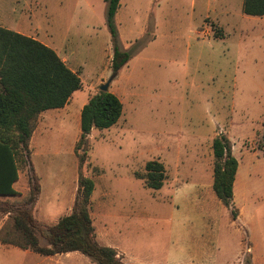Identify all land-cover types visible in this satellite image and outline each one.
Returning <instances> with one entry per match:
<instances>
[{"label":"rangeland","instance_id":"374dc122","mask_svg":"<svg viewBox=\"0 0 264 264\" xmlns=\"http://www.w3.org/2000/svg\"><path fill=\"white\" fill-rule=\"evenodd\" d=\"M212 1L216 11L206 13L205 0H121L115 17L119 47L132 56L110 88L123 116L88 137L82 172L95 179L98 195L113 193L116 208L125 209L114 218L106 197L92 213L101 243L126 264H264V17L240 10L242 18H226L224 0ZM0 15L12 26L30 16L29 30L80 75L73 102H87L112 76L105 0H0ZM205 25L210 37L199 34ZM72 123L57 122L48 151L35 160L50 193L67 187L77 168L80 129ZM220 134L239 162L235 220L212 187V144ZM149 161L165 167L160 190L139 178ZM21 171L20 183L36 176L28 166ZM26 195L0 197V227L11 224L1 211L22 208ZM36 201L28 206L35 219ZM14 256L0 264H18Z\"/></svg>","mask_w":264,"mask_h":264},{"label":"trees","instance_id":"16d2710c","mask_svg":"<svg viewBox=\"0 0 264 264\" xmlns=\"http://www.w3.org/2000/svg\"><path fill=\"white\" fill-rule=\"evenodd\" d=\"M106 25L111 37L113 57L112 76L131 60V53L119 47L115 17L121 0H105ZM243 13L251 17H264V0H244ZM142 45L138 44L137 48ZM82 89L78 73L50 47L31 37L0 27V197L22 196L13 185L18 172L30 164L29 144L39 116L48 110L63 108L72 95ZM124 105L119 97L108 92H97L81 111V136L76 144L78 158V188L71 214L45 230L36 221L32 210L40 193L36 176L29 180V191L22 208L3 210L11 224L0 229V243L21 250H29L41 256H54L79 252L94 264H126L115 248L102 245L97 238L90 214V200L95 188L93 178L84 175L82 168L88 157V137L92 130H106L115 126L123 115ZM213 191L221 203L230 209L231 217L238 216L234 207V186L239 162L233 154L229 138L218 135L212 144ZM264 156V133L259 145ZM145 176L139 177L152 190H160L166 180L164 165L149 161ZM39 236L47 242L41 246ZM250 264V263H247Z\"/></svg>","mask_w":264,"mask_h":264},{"label":"crops","instance_id":"0c3cea01","mask_svg":"<svg viewBox=\"0 0 264 264\" xmlns=\"http://www.w3.org/2000/svg\"><path fill=\"white\" fill-rule=\"evenodd\" d=\"M243 1L244 0H224V6H223L222 10L224 12L225 17L230 18V17H233L235 14L237 18H242L243 15L239 14V13H240V10H242V12H243ZM205 4L208 6V8L206 9L207 11L205 10L206 13H211V12L216 11L215 9H214V11H211V9L213 10V6H214L213 5L214 3L212 0H205ZM234 4H235V8H236L235 10L236 11L232 10ZM227 20H229V19H227ZM0 21H1L0 27L14 31L16 33L22 34V35L27 36V37H31L33 39H36V40L40 41L41 43H43L44 45L53 49L58 54L56 49L54 47H52L50 45V43H48L47 41H45L43 39L37 38L35 36V34L29 30V27L32 26L30 24V16L28 17L27 21H24V20L19 21L18 23H14L13 26L10 25L8 23L9 21H7V19H5V17H3L2 15H0ZM4 21H6V22H4ZM227 25H228V23H227ZM58 56H59V54H58ZM63 62H64V60H63ZM71 70L73 72H75L73 69H71ZM110 88H111V86H110ZM110 91L112 93H114L112 90H110ZM76 94L77 93L75 92L72 95V97L70 98L68 103L63 108L55 109V110H48V111L43 112L39 116L37 123H36L35 131L32 135V138H31V141L29 144V148L31 151V159H30V164H28V167H29V169H31V172H32V170L34 171L36 177L38 178L39 184H40V193L38 196V200L35 203L36 208H37L35 211L37 216L36 215L35 216H36V219L40 223L44 224L46 227H50V226L57 224L61 218L71 214V212L73 210L74 203L76 200L77 188H78V162L76 160V157H74L75 161H76L75 164L77 165V168L74 169L75 171L73 170L67 176L68 186L67 187L64 186V188L59 187L56 191H54L53 193H50V192L46 191L44 184L42 183V178H40V169H37V165L35 164V160L39 159L41 157H44L46 154L45 152L48 151V148L46 145L47 133L50 129H52L53 126L56 125L57 122H65L67 124V123H71L73 121L72 124L74 126H77L78 129H80L81 111H82L84 105L88 101L84 102L83 101L84 98L82 99V97H78V98L76 97V101L73 102V98H75V96H77ZM95 130H97V129L92 130L90 136L93 134V132ZM106 130H108V129H106ZM79 135L81 136L80 130H79L78 136ZM78 136H77L75 141H77ZM36 138H37V142H36ZM75 155H76V153H75ZM73 156H74V148H73ZM21 173H22V171L19 170L18 181L14 183L13 188L15 189L16 192H18L19 194H21L23 196L24 194H26L29 191L30 188H29L28 179H27V181H24V183H23V179H22V183H20L21 178H23ZM129 176H132L131 171L129 173ZM93 180L95 183V188H94V191L92 193L91 200H90V203H91L90 214H91V218L93 221V225L95 228V233L97 235L98 241L101 243V239L99 237V234H98V231H97V228L95 225V221L93 218V213H92V207H93V203H95V200H96V209H98V208L101 209L104 202H100V200H102L106 197L111 198V200L109 199V205H110V210L113 212L112 216L114 218L122 219L123 218L122 217L123 212L125 211V209L123 210L122 207H121V209L116 208L118 202H117V199L113 193H107V194L104 193V194L98 195L95 179H93ZM44 193H45V197L43 195ZM124 219H125V217H124ZM1 227H0V229H1ZM101 244L104 246L111 247L108 244H103V243H101ZM12 247L13 246L2 245L0 243V263L2 261H4L3 257H6V256L9 257V255L14 256V254H15L17 256H14V257L18 258L17 259L18 264H20L23 261V259L30 260V262L32 264H94L90 259H86L87 257H85L84 255H82L79 252H70V253H66V254H60V255H54V256H47L46 257V256H41V255L38 256L39 254L33 253L29 250H23V252L18 253L17 251H13L11 249ZM13 248H16V247H13ZM17 249H19V248H17Z\"/></svg>","mask_w":264,"mask_h":264},{"label":"built area","instance_id":"2783aa9c","mask_svg":"<svg viewBox=\"0 0 264 264\" xmlns=\"http://www.w3.org/2000/svg\"><path fill=\"white\" fill-rule=\"evenodd\" d=\"M199 34L202 37H210L213 34V28L210 25H205L203 29L200 30Z\"/></svg>","mask_w":264,"mask_h":264},{"label":"water","instance_id":"95a60500","mask_svg":"<svg viewBox=\"0 0 264 264\" xmlns=\"http://www.w3.org/2000/svg\"><path fill=\"white\" fill-rule=\"evenodd\" d=\"M115 77L111 76L106 83H104L103 85H101L100 87V91L101 92H108L110 89V86L112 84V82L114 81Z\"/></svg>","mask_w":264,"mask_h":264}]
</instances>
